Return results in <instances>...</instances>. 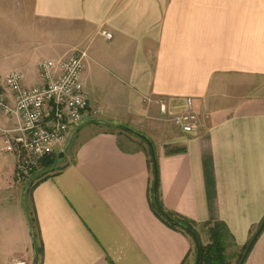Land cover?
<instances>
[{
	"label": "crops",
	"instance_id": "1",
	"mask_svg": "<svg viewBox=\"0 0 264 264\" xmlns=\"http://www.w3.org/2000/svg\"><path fill=\"white\" fill-rule=\"evenodd\" d=\"M16 2L0 0V22H15L0 34V61L22 63L31 86L37 62L34 80L25 64L39 44L50 59L84 51L88 114L53 145L65 151L63 167L30 184L16 179L0 132V264H34L30 216L37 264L194 263L191 236L150 203L146 145L117 124L152 141L166 210L198 233L221 220L234 252L245 246L264 217V0ZM187 98L192 132L170 119L188 109ZM14 123L0 108V129ZM242 264H264V229Z\"/></svg>",
	"mask_w": 264,
	"mask_h": 264
},
{
	"label": "built area",
	"instance_id": "2",
	"mask_svg": "<svg viewBox=\"0 0 264 264\" xmlns=\"http://www.w3.org/2000/svg\"><path fill=\"white\" fill-rule=\"evenodd\" d=\"M112 38L107 30H101ZM84 51L75 50L57 59L44 58L37 65L39 83L25 86L24 73L12 68L4 73L0 88L10 95L0 93L2 112L15 119L11 127L1 128L3 148L15 157V177L28 178L38 170L41 160L53 153V145L67 138L71 127L79 123L88 108V95L80 76L84 67ZM188 109L170 117L184 132L195 129L197 115L191 110V98L186 99ZM160 112L166 105L159 101ZM95 113V111H93ZM24 264V261H17Z\"/></svg>",
	"mask_w": 264,
	"mask_h": 264
},
{
	"label": "trees",
	"instance_id": "3",
	"mask_svg": "<svg viewBox=\"0 0 264 264\" xmlns=\"http://www.w3.org/2000/svg\"><path fill=\"white\" fill-rule=\"evenodd\" d=\"M106 125H108V124H106ZM114 126L117 128H120L122 130H125L123 128V126H121L120 124H117ZM72 140H73V138L68 140L69 144L67 145V148H69L71 146V144H72L71 142H73ZM139 140L146 145V148H147L146 151H147V156H148V163L147 164L150 168V171L153 173L151 158H150V154L148 151L149 148L143 139L139 138ZM57 154H58V152H53V153H50L48 156H45L41 160L40 167H38L39 169L36 170L35 172H33L29 176V178H28L29 181H27V182L30 184L34 180L41 179V178L45 177L46 175H48L49 173H52L56 170H60L61 167H63V165H60V161L62 158L58 157ZM157 188H158V177H157ZM157 188H156V190H157ZM151 189H152V186L149 190L151 192L150 195L153 198ZM157 197H159L158 196V190H157ZM152 202H153V200L150 203H152ZM158 203L160 204V206L162 207V209L164 211H166L170 216H172L175 220H177L179 222L178 224H175L174 222L168 221L167 219L160 216L158 212H156L157 215L160 216L166 223H168L169 225H171L175 228L180 229L181 231L185 232L186 234H189V233L185 230L184 227H190L196 233V235L198 237L197 240H199V244H200V252H199L200 255H199V259H198V264H237L239 262V260L242 256L243 250L245 249L247 244L245 246H243L240 250H238L236 255L233 253L228 254V252H226L227 249L230 246L234 247L235 241L233 239L231 232L229 231L228 227L225 226L226 224L223 221H221V220L208 221V222L202 224V226H200L203 229H206V232H207V242L203 243L200 240V236L198 234V231L193 227L194 225H193V222L191 220H189L183 216L176 215L172 212H169L168 210H166L163 207V205L159 201H158ZM152 207L155 209L154 203H152ZM33 220H34V218L32 216H30L29 221L31 222V227H32L31 234L33 235V243H34L33 247L35 250V259H33V260H34V264H37L39 257L41 258V255H42V246L39 243V239H38V236L36 234L37 231L35 230V225H34L35 221H33ZM194 252H195V249H194ZM233 256L236 257L234 263L231 262V259Z\"/></svg>",
	"mask_w": 264,
	"mask_h": 264
},
{
	"label": "water",
	"instance_id": "4",
	"mask_svg": "<svg viewBox=\"0 0 264 264\" xmlns=\"http://www.w3.org/2000/svg\"><path fill=\"white\" fill-rule=\"evenodd\" d=\"M123 128L133 134H135L136 136H138L139 138L143 139L148 148H149V154H150V158H151V164H152V168H153V181H152V196H153V202L154 206L156 208V211L159 213L160 216H162L163 218L167 219L168 221L174 222L175 224H178L179 222L177 220H175L172 216H170L166 211H164L162 209V207L160 206V204L158 203V197H157V175H158V171H157V160H156V154L154 151V146L152 141L147 138L146 135L128 127V126H123ZM58 157H61L63 155V152H59ZM259 226L257 227V229L255 230V232L253 233L252 236H250V239L245 247V249L243 250L242 256L239 260V262L237 264H242L245 262L248 253H249V249L252 248L254 242L256 241L257 237H259L260 233L262 232V230L264 229V217L261 220V223L258 224ZM185 230L190 234V236L192 237V240L194 242V246H195V258H194V263L193 264H198V259H199V255H200V244H199V240L196 233L190 228V227H184Z\"/></svg>",
	"mask_w": 264,
	"mask_h": 264
},
{
	"label": "rangeland",
	"instance_id": "5",
	"mask_svg": "<svg viewBox=\"0 0 264 264\" xmlns=\"http://www.w3.org/2000/svg\"><path fill=\"white\" fill-rule=\"evenodd\" d=\"M30 2H31V0H30ZM14 5H16V6H18L19 7V0H18V2H16V4H14ZM13 7H15V6H13ZM15 23V22H14ZM14 23H13V20H12V22H8L7 24H6V26L3 24V22H0V34H3L4 33V31L6 32V34H7V31H9L10 30V25L11 24H13V26L12 27H14ZM5 26V27H4ZM3 28V29H2ZM2 29V30H1ZM30 30H32L31 29V27H30ZM30 39V47L32 46V47H35L34 45L36 44V46H37V43L40 41V39H35V38H33L32 39V37H30L29 38ZM38 47H39V49L38 50H36V52H37V54L35 55V56H31V57H29L28 58V60H27V64H25V65H28L29 66V68H28V70H26V75H27V77L26 78H28V79H30V80H34V78L36 79V76H37V73H36V70H35V68H34V63L35 62H39L40 61V59H42V58H44V57H53L51 54H45V53H43L44 55L42 56V55H40V44L38 45ZM74 50H72L71 52H73ZM71 52H69V53H71ZM69 53H67V54H69ZM41 56V57H40ZM22 64V63H21ZM20 64V62H18V61H16V60H14L12 63H9L8 65H7V63L5 62V61H3V62H1L0 61V81H2V77H3V75H4V73L5 72H7L9 69H12V68H17L18 66H22ZM33 64V65H32ZM95 116V115H94ZM95 117H97V116H95ZM94 118V117H93ZM85 123L83 122L82 124H80V125H84ZM132 135V134H131ZM69 139H71V137L69 138ZM68 141V140H67ZM69 142V141H68ZM65 150V149H64ZM65 151L63 152V156H65ZM198 230H199V232L200 233H198L199 234V236H200V240L203 242V243H206L207 242V232H206V229H203L202 227L201 228H198ZM226 252H228V254H237V252H234V249L230 246L228 249H227V251ZM235 258L236 257H232V259H231V262L232 263H234L235 262Z\"/></svg>",
	"mask_w": 264,
	"mask_h": 264
}]
</instances>
